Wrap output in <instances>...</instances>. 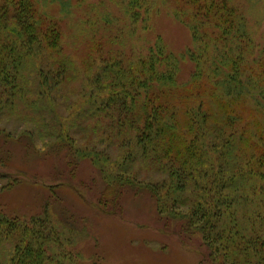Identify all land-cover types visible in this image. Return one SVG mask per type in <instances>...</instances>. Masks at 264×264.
<instances>
[{
    "label": "trees",
    "instance_id": "16d2710c",
    "mask_svg": "<svg viewBox=\"0 0 264 264\" xmlns=\"http://www.w3.org/2000/svg\"><path fill=\"white\" fill-rule=\"evenodd\" d=\"M237 1L123 0L129 26L142 20L148 28L168 7L193 45L175 53L158 36L141 56L97 57L99 38L81 23L77 37L89 35L90 49L82 73L65 52L62 20L73 14V0H0V110L17 113L22 102L54 111L65 79H83L75 99L59 96L66 118L47 121L40 139L46 147L64 143L76 166L89 160L97 167L99 212L117 214L127 187L146 190L159 219L198 237L210 264H264V45ZM53 3L63 19L46 9ZM99 14L105 28L118 20ZM183 63L192 67L185 77ZM115 138L120 145L111 154ZM138 165L165 177L141 180ZM18 183L13 178L1 190ZM62 186L49 185L53 192ZM4 209L0 244L10 249L0 252V264H101L73 248L72 228L46 214L48 204L30 218Z\"/></svg>",
    "mask_w": 264,
    "mask_h": 264
},
{
    "label": "rangeland",
    "instance_id": "374dc122",
    "mask_svg": "<svg viewBox=\"0 0 264 264\" xmlns=\"http://www.w3.org/2000/svg\"><path fill=\"white\" fill-rule=\"evenodd\" d=\"M122 1L84 0L76 4L73 0L74 12L64 19L66 14L60 11L59 4L53 3L46 8L63 19L65 52L82 73L90 64V49L86 43L89 35L99 38L101 51L97 57L116 52L127 55L135 52L141 56L148 52L149 46L155 45L158 36L166 48L175 53L193 45L191 31L173 18L168 7L154 16L148 28L142 20L129 26L120 9ZM237 3L247 17L251 32L264 45V0H238ZM95 13H100V17L108 14L118 20L113 24L105 23V28L97 24ZM81 23L87 26L89 35L77 37ZM115 37L118 41H114ZM191 68L183 63L182 76L185 77ZM82 83L83 79H65L59 96L75 99ZM59 96L54 111L45 107L43 112H38L22 102L17 113L0 110V175L3 172L9 175L0 178V207L10 215L30 218L43 214L48 204V213H45L53 220L63 221L66 228H72L77 242L73 248L87 262L99 256L101 264H210L206 247L198 237L188 234L180 222L166 225L159 219L154 200L146 190L127 187L119 209L115 210L117 214H107L105 208L104 212H99L96 205L102 196L99 194L102 183L95 180L99 175L97 167L89 160L77 166L72 164L66 147H62L64 143L57 141L46 147L37 133L38 129L45 132L49 120L59 123L65 120L67 113ZM79 130L83 129L72 132H76L81 142L83 137ZM115 142L107 148L111 154H116L120 145L117 138ZM137 174L145 181H159L165 177L156 171L147 172L140 165ZM13 178L20 183L11 191L1 190V186ZM58 183L63 186L56 192L51 191L49 185ZM7 249L10 244H0V252Z\"/></svg>",
    "mask_w": 264,
    "mask_h": 264
}]
</instances>
